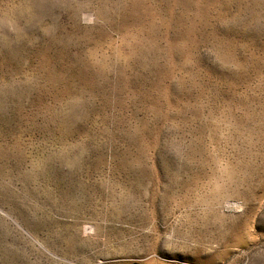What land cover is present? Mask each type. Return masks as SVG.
<instances>
[{"label":"rangeland","instance_id":"obj_1","mask_svg":"<svg viewBox=\"0 0 264 264\" xmlns=\"http://www.w3.org/2000/svg\"><path fill=\"white\" fill-rule=\"evenodd\" d=\"M0 264H264V0H0Z\"/></svg>","mask_w":264,"mask_h":264},{"label":"bare ground","instance_id":"obj_2","mask_svg":"<svg viewBox=\"0 0 264 264\" xmlns=\"http://www.w3.org/2000/svg\"><path fill=\"white\" fill-rule=\"evenodd\" d=\"M84 227H86V226H84ZM89 227V226H88ZM88 229H87V227H86V229H84V232H86ZM19 231V230H18ZM82 231H83V229H82ZM90 233V232H89ZM88 233V234H89ZM85 234V233H84ZM89 236V235H88ZM29 239V238H28Z\"/></svg>","mask_w":264,"mask_h":264}]
</instances>
